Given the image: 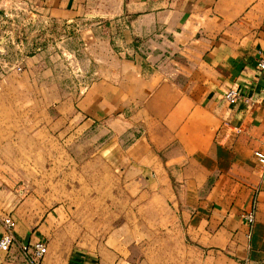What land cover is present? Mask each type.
I'll list each match as a JSON object with an SVG mask.
<instances>
[{"label": "crops", "instance_id": "obj_1", "mask_svg": "<svg viewBox=\"0 0 264 264\" xmlns=\"http://www.w3.org/2000/svg\"><path fill=\"white\" fill-rule=\"evenodd\" d=\"M6 1L75 37L71 69L23 59L28 123H0V163L60 164L3 169L0 237L11 217L17 247L0 264L37 236L43 264H264V0ZM232 88L253 105H229Z\"/></svg>", "mask_w": 264, "mask_h": 264}, {"label": "rangeland", "instance_id": "obj_2", "mask_svg": "<svg viewBox=\"0 0 264 264\" xmlns=\"http://www.w3.org/2000/svg\"><path fill=\"white\" fill-rule=\"evenodd\" d=\"M0 123L18 122L20 125L26 126L29 120L28 107L29 104L28 90L29 80L25 73L23 59L30 58L34 55H55L63 64L71 69L72 56L65 52L66 41L74 39V29L65 30L58 25L51 26L43 19L33 18L23 10L18 9L15 5H10L6 0L0 1ZM60 57V58H59ZM18 68H22L21 71ZM33 102V99L30 100ZM42 101L36 100V122H46L43 116ZM13 107L19 108L18 115L12 114L10 109ZM6 109H9L6 111ZM3 110V111H1ZM2 112H4L2 114ZM7 113V114H6ZM15 118V119H13ZM37 146L36 155L37 159H41L44 153H50V147L46 150L42 146ZM58 149H53L56 153ZM22 156L27 153L23 147L19 148ZM22 158V157H21ZM60 164H51L43 162H20V163H0V175L3 169L8 172L14 171L18 173H28V171H43L49 170L50 167L59 166ZM46 167V168H45ZM81 197V196H80ZM104 201L107 200L106 196ZM124 204L120 198V203H117L119 211L113 212L117 219L122 220ZM88 213V212H87ZM86 212H84V215ZM99 218L107 220L108 212L100 211ZM86 230L88 228H85ZM90 229V228H89ZM118 229L109 226H99L93 228L98 238L107 236L111 230Z\"/></svg>", "mask_w": 264, "mask_h": 264}, {"label": "built area", "instance_id": "obj_3", "mask_svg": "<svg viewBox=\"0 0 264 264\" xmlns=\"http://www.w3.org/2000/svg\"><path fill=\"white\" fill-rule=\"evenodd\" d=\"M2 1V0H0ZM259 68L264 70V60L259 63ZM19 71L22 68H18ZM264 95V89L262 90ZM225 100L231 106H236L243 102L247 106L253 105L251 99L244 98L238 89L232 88L225 93ZM255 157L259 165L264 169V153L256 152ZM258 205V195H254L249 207L243 212L242 219L250 228H252L256 222ZM4 227V234L0 237V251L10 253L17 247L14 231L16 229V222L11 217H5L2 220ZM250 236V234H249ZM20 255L24 264H43L44 258L48 253L47 240L43 236H37L36 239L29 244H21L18 246Z\"/></svg>", "mask_w": 264, "mask_h": 264}]
</instances>
